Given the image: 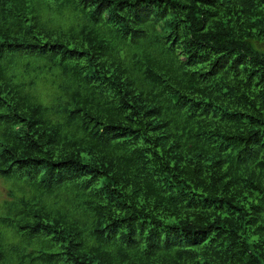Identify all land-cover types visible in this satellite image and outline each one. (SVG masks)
<instances>
[{"label":"trees","instance_id":"16d2710c","mask_svg":"<svg viewBox=\"0 0 264 264\" xmlns=\"http://www.w3.org/2000/svg\"><path fill=\"white\" fill-rule=\"evenodd\" d=\"M264 0H0V264H264Z\"/></svg>","mask_w":264,"mask_h":264},{"label":"rangeland","instance_id":"374dc122","mask_svg":"<svg viewBox=\"0 0 264 264\" xmlns=\"http://www.w3.org/2000/svg\"><path fill=\"white\" fill-rule=\"evenodd\" d=\"M258 47L261 49V50H264V42L261 43V44H258ZM7 188H9V183L6 182L5 180H2L0 178V203L6 199L8 197V194L6 193L7 192Z\"/></svg>","mask_w":264,"mask_h":264}]
</instances>
